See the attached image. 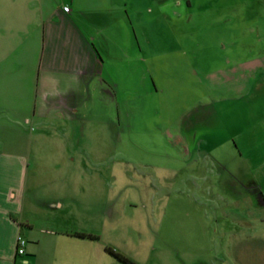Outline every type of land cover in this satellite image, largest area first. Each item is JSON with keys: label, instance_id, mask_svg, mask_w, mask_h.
Listing matches in <instances>:
<instances>
[{"label": "crops", "instance_id": "obj_1", "mask_svg": "<svg viewBox=\"0 0 264 264\" xmlns=\"http://www.w3.org/2000/svg\"><path fill=\"white\" fill-rule=\"evenodd\" d=\"M175 36L183 38L180 47ZM180 50L183 84L195 86L185 90L180 120L183 179L211 181L202 197L233 222L248 223L254 193L264 205L259 179L248 169L231 171L244 174L252 193L248 203L249 193L235 192L228 206H221L222 187L214 182L222 176L216 165L227 164L220 145L235 162L243 150H264V0H0V129L18 134L0 139V264H125L106 246L134 260V248L122 240L114 245L129 208L111 200L110 142L94 143L93 133H108L112 124L120 137L121 118L131 114L120 104L132 91L139 101L158 92V69L168 68V57ZM143 85L149 86L144 97ZM220 125L229 144L220 141ZM173 129V120L159 129L163 146L115 144L165 149L162 162L133 157L132 171H167ZM126 172L112 173L123 178ZM18 235L26 240L23 252ZM171 259L184 264L182 255Z\"/></svg>", "mask_w": 264, "mask_h": 264}, {"label": "rangeland", "instance_id": "obj_2", "mask_svg": "<svg viewBox=\"0 0 264 264\" xmlns=\"http://www.w3.org/2000/svg\"><path fill=\"white\" fill-rule=\"evenodd\" d=\"M192 28L195 27L191 26L190 29ZM182 40L183 38L175 36L173 38L174 46L180 47ZM188 40L189 38L184 42L186 46ZM184 55L181 50L175 51L171 57H168L172 64L168 68L158 69L159 90L151 92L150 96L152 97L139 101L140 94L136 96L132 91L129 95L131 100L120 104L124 112L127 110L131 113L129 117L121 118L123 133L120 134V137L113 133L112 124L109 126L110 132L108 131V133L105 130L99 132L96 128L93 133L94 143L106 140L110 142L107 159L110 163L111 177L107 184L111 200L115 201L117 206L126 203L129 208L122 220V224L127 225L123 227V230H118L119 234L115 236L114 245L122 240L125 247L134 248V260L136 259L141 264H171V258L179 255H182L184 264H264V205H261L259 197L254 193L253 219L248 223L233 222L229 214H223L220 207L216 208L218 205L215 206V209L213 208L212 200L209 202L206 200L209 199L208 197L204 196L205 199L202 197L204 192L211 187V181L183 179V153L180 144H178L180 143V120L186 103L183 98L185 90L189 86L190 93H192L195 87L192 83L183 84ZM165 81H167L166 84ZM148 87L141 86L143 97L145 96L144 91ZM171 120H173V131L175 132L174 148L169 149L174 159L173 167H168L166 171L160 166H148L147 174L133 173L132 169L137 166L135 165L137 161L133 157L162 162L160 160L164 157L165 149H140L133 146L123 149L115 143L123 141L133 143L132 141L139 140L163 146L164 134L159 132V129L169 126ZM228 120H225V125L227 123L229 125ZM4 121H1L0 128L4 125ZM99 125L101 126V124ZM95 126L97 127L98 124L95 123ZM223 126L219 127V131H222L219 136L224 138L220 141L229 144V141L225 142L229 133ZM104 128L106 129V126ZM11 134L15 140L18 134L0 129L1 140H7ZM33 140L38 139L35 137ZM205 146L204 144V148ZM220 147L222 148H219V153L223 160L227 161V164L216 165V172L218 170L222 172L221 179L214 182L218 187L219 185L222 187V189L218 188L222 194L221 206L233 205L231 200L237 195L235 192L242 190L243 193H249L247 196L249 203L252 193L251 182L243 180L242 172L241 175L239 174L241 178L239 175L232 174L231 171L240 172L248 169L253 174L252 176L259 179L254 182L264 188V165H259L260 160H264V150H243L244 154L240 160L235 162V159H230L228 150L222 145ZM97 151L95 149V154ZM121 152L126 153V158ZM124 158L127 160L126 163L124 161L123 164L118 163ZM245 159L248 162L244 164ZM124 167L129 172L124 173L123 178L113 175V171L115 173L122 172ZM141 168L145 169L146 166ZM139 189L146 193H143L142 196L133 193ZM215 189L218 190L217 187ZM206 195L208 196V194ZM133 212L135 213L133 214ZM133 237H135L136 243H133ZM126 255L133 258L129 254ZM179 260L181 262L179 264H183L181 259Z\"/></svg>", "mask_w": 264, "mask_h": 264}, {"label": "trees", "instance_id": "obj_3", "mask_svg": "<svg viewBox=\"0 0 264 264\" xmlns=\"http://www.w3.org/2000/svg\"><path fill=\"white\" fill-rule=\"evenodd\" d=\"M78 235L82 236H88V237H96L93 233H85V232H78ZM106 249L111 252L114 256H116L118 259L123 261L125 264H138L136 261L128 257L127 255L123 254L122 252L114 249L111 246H106Z\"/></svg>", "mask_w": 264, "mask_h": 264}, {"label": "built area", "instance_id": "obj_4", "mask_svg": "<svg viewBox=\"0 0 264 264\" xmlns=\"http://www.w3.org/2000/svg\"><path fill=\"white\" fill-rule=\"evenodd\" d=\"M63 9L65 11H68L69 10V5L68 4L63 5ZM25 242H26V240H25L24 237H22L21 235L17 236L16 243H17V250L19 252H23L24 251Z\"/></svg>", "mask_w": 264, "mask_h": 264}]
</instances>
